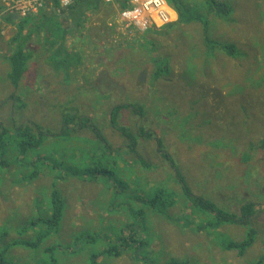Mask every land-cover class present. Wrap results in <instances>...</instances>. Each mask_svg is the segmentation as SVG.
Wrapping results in <instances>:
<instances>
[{
    "label": "rangeland",
    "instance_id": "rangeland-1",
    "mask_svg": "<svg viewBox=\"0 0 264 264\" xmlns=\"http://www.w3.org/2000/svg\"><path fill=\"white\" fill-rule=\"evenodd\" d=\"M73 1L57 0L56 13L61 14ZM183 1L190 7L202 2ZM221 1L230 7L231 15L227 20L207 15L203 18L206 32L201 23L177 24V19L176 25L123 32L118 10L112 1L104 0L101 9L86 13L76 34L66 39L67 49L82 58L72 71L70 84L48 68L58 37L42 33L34 39L31 51L39 64L36 67L32 60V76L17 92L29 103L28 116L34 115L36 122L52 128L51 134L60 129L58 112H53L54 103L49 104L54 100L50 95L54 85L62 100L71 99L69 107L91 117L113 146L126 143L110 126L113 106L133 104L147 114L138 126L135 114L120 111L114 123L120 128L137 130L134 127L138 126L152 132V138L142 140L138 150L151 160V166L142 169L141 163L134 164L135 155L120 151L108 160L111 181L101 176L93 181L81 164L83 159L92 163L88 154L100 151L99 142L88 130L74 131L69 145H64L59 134L44 137L38 148L27 152L33 165L26 169V159L17 164L16 137L7 122L11 106L4 77L6 60L19 21L38 16L51 3L49 0L44 9L26 10L22 15L21 5L0 0V121L9 130L3 155L0 148L4 164L0 166V264H89L92 256L107 249L120 255L99 256L97 264H143L117 242L129 235L122 230L134 222L128 210L145 212L150 258L156 264L173 260L183 264H257L263 260L260 264H264V0ZM205 38L210 45L204 46ZM226 45L236 48L232 58L222 51ZM116 56L118 62L113 63ZM57 81L62 85L57 86ZM84 85L88 89L82 91ZM19 124L14 121L15 126ZM155 138L160 155L155 152ZM67 146L70 152L62 157L60 149ZM162 153H171L180 178L194 195L237 214L245 202L256 205L258 212L251 220L255 241L242 256L224 248L230 242H240L247 229L237 225L197 229L201 217L183 202L186 199L177 177ZM59 163L69 166L74 174ZM33 170L38 171L37 176L29 180ZM53 182L64 207L56 229H45L38 220L48 215ZM119 182L125 190L122 193L113 188ZM158 188L165 192L163 201L162 196H154ZM132 194L155 202L136 200L130 205ZM172 199L178 201L174 207ZM32 222L35 224L28 227Z\"/></svg>",
    "mask_w": 264,
    "mask_h": 264
},
{
    "label": "trees",
    "instance_id": "trees-1",
    "mask_svg": "<svg viewBox=\"0 0 264 264\" xmlns=\"http://www.w3.org/2000/svg\"><path fill=\"white\" fill-rule=\"evenodd\" d=\"M168 5L174 10L177 15V24H185L188 25L190 23H197L202 24L204 27V32L207 31V21L203 20V18H208L212 16L213 18L219 20H227L232 10L230 7L225 4L221 0H202L199 4L190 7L185 3L183 0H165ZM51 5H48L43 11L39 12L38 16L32 17L29 16L27 18L21 19L17 25V32L14 36L13 42V49L11 54L8 56L6 60V70H5V81L8 84L10 89V114L7 118V122H10V126L13 129L12 133L15 135L16 141V153L15 160L17 164H24L25 159L27 163L25 164V168L32 166L33 163L30 162V156L27 155L29 150L38 148L40 146V142L44 137H54L55 134H59V138L63 140L64 145H69L72 141V134L74 131L77 130H88V134H90L95 140H97L98 148L97 154H88L93 159V162H86L84 159L82 160L81 164L86 168L84 173L87 177L91 180L96 181L101 179V177H108L111 181L113 177V173L110 172V168L108 167V160L110 157H115L117 152H124V155H135L137 159H133L134 164H140L142 169H146L151 166L152 162L148 158L138 154V150H141V141L142 140H150L152 138V132L150 130H145L143 127L138 128L140 126L142 119L147 116L144 113L143 108L141 106H135L133 104L128 103H121L119 105L113 106L109 112V123L113 129H116L120 137H123L126 140V143L121 146H113L110 144L100 133L98 127L95 125L96 123L93 119L89 116L79 115L75 112V108L69 107L71 105V99L69 100H62L61 93L59 89L54 85L52 90L50 91V95L54 96V100H50L49 104L54 103L53 105V112H58L60 118V129L59 133L54 132L51 134L52 128L50 127H43L42 124L35 121L34 115L28 116L27 113L31 110V108L27 109L29 103H24L22 101L23 97L18 94V90L21 84L24 82L25 79L30 78L32 75L30 74L29 65L32 61L35 52L31 51V48L34 47L35 40L43 33L49 36H56L61 39L60 47L54 50L52 56L48 57L50 62V68L55 73L66 72L69 67L76 66L79 64L76 60H72L71 56L65 51V46L63 45V41L68 37L76 34L78 31L77 29L80 28L82 19L84 18L86 13H93L96 10L101 9V6L104 4V0H74L73 3L63 10L61 14H57L54 9L58 6L57 0H50ZM114 7L119 11L125 10L129 7V0H112ZM206 15V16H205ZM209 15V16H207ZM62 22L64 25H62ZM170 25H176L174 23ZM168 25V26H170ZM35 39V40H34ZM210 45V40L205 38V45ZM222 47V46H220ZM215 49L212 50V55ZM223 53H226L227 56L233 57L235 56L236 48L234 45H226L222 47ZM62 57V61H58V58ZM64 73V72H63ZM65 74V73H64ZM97 90V88L95 89ZM69 98V97H68ZM70 98H73V94ZM59 110H56V108ZM120 111H128L132 114H135V118L137 121V127L131 130L130 128H120L117 127L114 123L117 119V115ZM73 112V113H72ZM20 113V114H19ZM19 114V115H18ZM19 117V118H18ZM25 117V118H22ZM14 121L20 123L18 126L14 125ZM3 121H0V148L2 150L1 154L5 153L4 151V142H5V133L8 132L6 128L3 126ZM72 124L74 125L72 128ZM76 128V130H74ZM6 130V131H5ZM14 131V132H13ZM88 141H94L93 139ZM155 142L157 144V148H155V152L160 155L161 149L159 146V142L155 138ZM73 143V142H72ZM264 147V143H263ZM69 147H64L60 149L62 151V157H64L65 153L70 152ZM73 148V147H72ZM75 155V153L71 154L70 156ZM161 156L164 158L166 162L169 163L172 171H174V176L177 177L176 181L180 185V193L183 195L184 199L195 211L198 215H200L201 223L197 225V229L200 231H207L209 229L216 230L217 228H221L223 226H235L247 229L245 231V235L240 242H230L228 243L224 250L226 251H236L239 256H242L246 249H248L255 241L256 232L252 229L251 220L257 215L256 205L254 203H243L240 206L239 214L233 213L231 211H226L218 208L214 203L204 199L203 197L194 195L191 192L190 187L185 183L184 179L180 178V173L177 170V167L172 159L171 153H162ZM104 160V162H103ZM4 161V160H3ZM42 162V161H41ZM1 163V167H4L3 162ZM89 163V165H88ZM112 164L114 163L111 162ZM62 167L66 170V172H72V169L69 166L64 165L63 163H59ZM57 165V164H56ZM34 166H37V163L34 162ZM38 171L33 170L29 173L28 179L32 180L34 177L37 176ZM74 174V171L73 173ZM111 174L112 177L108 175ZM116 174V173H115ZM84 175V176H85ZM101 176V177H100ZM24 177V176H23ZM22 177V178H23ZM175 177V178H176ZM56 179V178H55ZM24 180V178L22 179ZM87 180V179H86ZM53 182L51 186V192L49 194L50 201H49V209L48 215L44 219H39L41 221V225L45 229H52L57 227V223L62 218V211H63V202L61 200L60 194L56 185ZM114 183V182H113ZM157 186H155L149 194L152 196V193L156 191ZM116 191L124 192L123 185L119 182V184H115L113 187ZM159 193L155 194L157 198L162 196V201L164 199L165 192L163 190L157 189ZM117 195V194H115ZM141 195L132 194L128 197L130 201V205L136 200L143 202V204H148L149 202L152 204L154 200H143ZM116 197V196H114ZM117 198V197H116ZM178 201L176 200L170 203L172 207L176 206ZM135 204V203H134ZM186 204V203H185ZM169 205V206H170ZM152 206V205H150ZM129 211L130 219L132 217L133 223L127 224L123 228V232H128L129 235L124 238H118L117 242L123 243V251H131L134 253V260L137 262L140 261L143 264H156L150 258V251H149V241L147 238V231L148 227L143 222V218L145 217V212L143 210L137 211ZM259 215V213H258ZM206 216L212 217V220L208 219ZM35 223L32 222L28 225V227L33 226ZM184 227L191 226L187 225V223H183ZM49 225H54L51 227ZM141 237V239L139 238ZM38 241V240H37ZM20 243H16L19 245ZM33 246V244H32ZM126 253V252H125ZM112 256L118 257L120 252L107 249L106 251H102L98 256H92L89 260V264H97L96 259L99 256ZM100 258V257H99ZM148 260V261H147ZM263 260H261L260 264ZM0 263L2 261L0 260ZM164 264V263H162ZM166 264H183L178 261H170Z\"/></svg>",
    "mask_w": 264,
    "mask_h": 264
},
{
    "label": "built area",
    "instance_id": "built-area-1",
    "mask_svg": "<svg viewBox=\"0 0 264 264\" xmlns=\"http://www.w3.org/2000/svg\"><path fill=\"white\" fill-rule=\"evenodd\" d=\"M47 1L49 0H16L15 2L12 0L16 5L22 6V15L26 10L36 9L38 12L44 9ZM105 1L111 2L112 0ZM168 11L173 13V18ZM117 17L119 19L118 24L120 29L121 26H124L126 30L133 31L137 29L140 32L153 28L159 29L172 24L177 19L176 13L165 0H129V7L125 10L118 11Z\"/></svg>",
    "mask_w": 264,
    "mask_h": 264
},
{
    "label": "crops",
    "instance_id": "crops-1",
    "mask_svg": "<svg viewBox=\"0 0 264 264\" xmlns=\"http://www.w3.org/2000/svg\"><path fill=\"white\" fill-rule=\"evenodd\" d=\"M177 18V17H176ZM69 37H67L66 39H68ZM58 39H59V41H58V46L55 48V50L58 48V47H60V41H61V39L58 37ZM66 39L63 41V45L65 46V44H66ZM65 52L66 53H68L69 54V56H71V59L72 60H76L77 62H82V58H81V56L80 55H78V54H74V53H72V52H70L68 49H67V47L65 46ZM53 52H54V50L52 51V54H53ZM119 53V52H118ZM52 56V55H51ZM50 57V56H49ZM113 59H114V62L113 63H115L116 61L118 62V58H117V56L116 57H112ZM32 60H35L36 61V67H38V64H39V60L36 58V59H32ZM30 63H32V61L30 62ZM76 66H78V65H76ZM76 66H71V67H69V69L65 72L64 70H63V72L65 73H63V72H57V74H58V77H59V80H60V76H61V78H62V80L64 79V80H66L69 84L70 83H73V80H72V78H71V76H72V71H73V69H74V67L75 68H77ZM30 68H31V66L29 65V70H30ZM49 69H50V67H48ZM43 69H45V67L43 68ZM59 74H60V76H59ZM55 78H56V76H55ZM57 86H60V85H62L61 84V81H57V84H56ZM64 85H68V84H64ZM85 89H88V85H84L83 86V88H82V91L83 90H85ZM69 90H71V88H68V87H66V91H69ZM76 110V109H75ZM75 112H77V114H79L80 116L81 115H84V114H81V113H79L77 110L75 111ZM73 113V112H72ZM85 116H88V115H85ZM73 124H72V128H73ZM136 166H139L138 164L136 165ZM234 252H236V251H234Z\"/></svg>",
    "mask_w": 264,
    "mask_h": 264
},
{
    "label": "bare ground",
    "instance_id": "bare-ground-1",
    "mask_svg": "<svg viewBox=\"0 0 264 264\" xmlns=\"http://www.w3.org/2000/svg\"><path fill=\"white\" fill-rule=\"evenodd\" d=\"M57 10H58V8H56ZM56 9H54L55 11H56ZM167 10V9H166ZM122 11V10H121ZM168 13L170 14V16L173 18V13L172 12H170V11H168ZM173 15V16H172ZM153 29H155V28H153ZM121 30L123 31V32H125L126 31V29L124 28V26H121ZM146 31V30H145ZM133 32H140V31H138L137 29H134L133 30ZM144 32V31H143Z\"/></svg>",
    "mask_w": 264,
    "mask_h": 264
},
{
    "label": "clouds",
    "instance_id": "clouds-1",
    "mask_svg": "<svg viewBox=\"0 0 264 264\" xmlns=\"http://www.w3.org/2000/svg\"><path fill=\"white\" fill-rule=\"evenodd\" d=\"M120 11V10H119ZM118 12V11H117ZM176 17H177V15H176ZM175 23V22H174Z\"/></svg>",
    "mask_w": 264,
    "mask_h": 264
}]
</instances>
